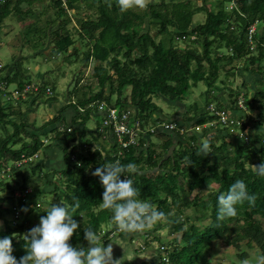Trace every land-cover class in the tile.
Listing matches in <instances>:
<instances>
[{
	"label": "trees",
	"instance_id": "1",
	"mask_svg": "<svg viewBox=\"0 0 264 264\" xmlns=\"http://www.w3.org/2000/svg\"><path fill=\"white\" fill-rule=\"evenodd\" d=\"M9 1L5 0L0 5V22L7 16ZM51 1L56 9L57 28L47 32V27L33 25L37 36L45 39L43 50L50 37L54 56L63 55L65 61H71L78 57L82 43H90L84 61L96 63L94 76L101 88L87 97L73 89L75 101L70 100L62 107L74 113L70 122H62L65 120L62 110L38 128L25 122L23 117H19L20 122L10 121L7 117L18 107L9 98L5 105L0 94V165H11L10 175L19 176L23 181L19 187L22 193L31 185L29 181L33 175L44 177V185L51 187L48 192L50 202L46 199L47 193L33 186L23 198L16 199L15 207L11 203L15 183L0 181V236L11 237L13 254L17 259L28 250V230L39 223L40 216L46 215L52 203L60 201L80 222L70 243L87 246L83 229L88 227L103 234L104 243H109L111 236L108 238V235L116 229L115 222L111 220L113 210L103 206V185L93 172L102 164L115 162L122 165L135 163V172L125 169L122 175L132 176L139 188L140 198L156 202L157 208L166 213L164 220L157 221V225L169 224L168 235L163 238L165 240H160L162 236L158 229L161 228L148 232L153 240L160 243L155 251L158 259L152 264H214L209 252L213 241H218L224 248L233 249L228 264H241L245 257L256 259L264 256V175L258 174L255 167L250 166L264 161V86L261 84L264 83V0H200L199 4H192L190 0L134 3L142 8L140 12L124 9L120 0L90 1L85 5L95 7L96 18L84 19L74 15L72 19L76 25L73 32L67 28L71 21L67 10H79L80 0H66L65 6L58 0ZM198 12L204 13V20L192 27L193 16ZM146 18L148 27L157 26V34L162 36L158 41L155 40L156 35L150 34L147 26L144 27ZM252 25L256 26L257 31L250 36L248 29ZM168 27L174 28V32ZM176 40L184 41L185 47L180 49L175 46ZM197 47L200 51H197ZM22 60H14L11 74L0 77V84L5 89L14 86L13 92H17L18 97L26 94L29 98L39 99L42 96L40 85L35 91H22L23 85L30 84L25 82V70L20 63ZM235 71L240 77L242 75L244 86L250 75L256 78L255 91L251 92L249 98L244 94L243 107L238 106L236 98L230 106L217 105L220 99L212 93V88L218 87L217 81L225 85L226 77L233 76ZM104 85L108 87L107 92L103 90ZM199 85L207 87L205 105H186L184 100L192 92L191 89ZM50 89H45L48 97L52 95ZM240 91L237 89L235 95ZM35 98L26 102L29 113L34 112ZM152 98L160 99L175 111L164 113ZM51 99L54 100L53 97ZM98 103H102L101 109H98ZM111 107L119 113L122 109L130 110L132 116L141 122L143 131H146L147 124L155 125L153 134L146 132L147 137L141 134L138 144L122 147L113 129L103 124L108 120L107 112L103 110ZM180 109L181 114L176 118L177 114L174 113ZM217 110L226 114V121L222 122L218 115H214ZM243 111L248 114L247 121L252 125L250 137L244 143L243 138L239 140L237 132H234V128H238V131L246 128L245 122L236 125L241 121ZM152 114L155 116L151 117ZM88 119L95 121L92 123L100 132L112 134L113 146L92 148V142L98 138L89 135L79 148L72 146L67 150L76 136L83 138L86 133L91 134L88 132ZM168 121L174 123L172 130L156 125ZM179 121L189 122L193 126H207L210 123V128L219 126L227 135L222 137L215 130L210 135L208 150L204 151L201 144L196 143L199 139L196 134H185L187 129L178 138L182 127ZM77 122L80 127L74 125ZM59 124L64 126V131L59 130L62 129ZM9 126L13 127L11 133ZM255 127L259 133H255ZM65 129L69 130L66 132ZM50 132L55 137H64L61 148L64 167L60 170L48 169L43 161H26L20 167L16 166L21 156L36 154L43 145L42 138ZM152 135L163 137L162 143L158 144L159 150L149 142L148 136L151 138ZM222 138H229L228 143ZM71 156L73 161L70 160ZM26 169L29 173H25ZM152 172L156 174L153 176ZM238 178L245 181L251 199L236 205L237 215L218 219L217 197ZM3 192L6 194L3 195ZM190 194H193L192 198H189ZM6 202L7 206H2ZM192 215L194 221L206 215L210 223L199 229L194 221H190ZM104 227H110V230L104 231ZM135 247L138 252L148 248Z\"/></svg>",
	"mask_w": 264,
	"mask_h": 264
},
{
	"label": "rangeland",
	"instance_id": "2",
	"mask_svg": "<svg viewBox=\"0 0 264 264\" xmlns=\"http://www.w3.org/2000/svg\"><path fill=\"white\" fill-rule=\"evenodd\" d=\"M90 1H96V0H80L79 4H81L82 7H81V11H79L78 15H80L84 19H95L97 16V13L95 11V7L89 8L85 5V2H90ZM110 1H119V0H110ZM120 1H121V4H123L122 6L124 7V9L127 8V9L135 11V12H140L142 9L139 6H136L134 4L136 2H139L142 4H150V3L158 4L160 2V0H120ZM166 1L169 3H171V2L176 3V2H180V1H184V2L186 1L187 2L189 0H166ZM189 2L192 4L197 2L199 4L200 0H190ZM21 6H22V10H24V11L26 9H29V10L31 9V7L28 6V2H22ZM32 8H33V5H32ZM75 13L73 11L67 10L68 18L70 19V17ZM93 13H95V15H93ZM41 18H45V17L43 15H41ZM31 19H33V21L35 20L33 17L31 18L28 16V19L25 21L22 20L21 24L22 23H23L22 25L27 24V22L30 21ZM147 20H148V18H146L145 24H143L144 27L146 28V26H147L149 33L152 35H156L155 40L158 41L159 39H161L162 36L160 34H157V29H158L157 26L151 25L150 27H148ZM203 20H204V13L198 12L193 16L191 26L192 27L196 26L198 23H202ZM35 23L37 26L41 25L42 28H44L48 25L47 21L43 22V24L37 23V21ZM21 24L18 23L17 19L12 15V13L10 14V16L4 17L3 20L0 22V77L5 76V74H7V75L11 74L10 71L12 70V67H13L12 65L14 64V60H17L18 58H23V60L20 63L23 64V69L25 70V72H24L25 80H26L25 82L28 81V83H30V84H36L37 87L39 85H40V87L42 86V91L40 93V96L41 95L42 96L39 99H36L35 97L29 98V95L26 96V94L18 97V94L13 92L14 86L11 85L5 89L4 87H2V84H0L1 85L0 86L1 87V89H0L1 93L0 94L2 96L1 101H3V103H5V105H6L7 99L9 98V100H11L12 104H14L15 107H18V109L16 111H14V112L12 111V114L9 117H7L8 119H10V121L13 120L14 122H20L19 117H23L25 122L29 123L34 128H38L41 125H43L45 122H47L48 120L56 117L58 111L59 112L61 111L60 110L61 104L62 103L64 104V101L65 102H68L70 100L75 101V95H73V92H75V91L73 89H75L79 93H84L87 97L91 92L98 91L101 87L99 86V84L97 82V77L94 76V66L96 65V63L92 60H90L89 62L84 61V54L89 49L90 43H88V44L82 43L80 45L78 57L72 59L71 61H68V60L65 61L63 59V55L54 56L55 52L53 53V51H52V43L50 41L48 42V46H50V47L43 50L45 47L43 48L42 45H43V42L45 41V39L34 36V35H36V34H34V29L28 28L25 31H21L22 30ZM73 25H74V21L72 20V21H70V24L67 25V28L72 31ZM7 26H10L14 29L10 32V34H12L14 31L15 35L18 36L17 39L15 38V36L13 34L10 36L7 35ZM22 27L24 28V26H22ZM56 27L57 26L54 23L51 28L55 29ZM255 28H256V26H255ZM168 29L170 31H173V32L175 30L174 28H170V27H168ZM255 30L257 31V29H255ZM10 37L12 39H10ZM19 38L21 39L20 40L21 43H23V42H27V43L20 44ZM32 46H33V48H32ZM175 46H177L180 49H183L185 47L184 41L176 40ZM197 51H200L199 47H197ZM238 66H241V64L238 63ZM205 70H206V68H205ZM221 78L222 77L220 76L219 79H221ZM242 80H243L242 75L240 77L238 75V71H235L233 73V76L226 77V79L224 80L225 85H220L219 81H217L216 85L218 87L212 88V93L216 97L219 96V98H220L217 105H219L223 102V104L230 106L236 98V100H238L237 101L238 106L243 107L242 101L244 98V94H246V96H245L246 98H249L251 96V92L255 91L254 86L256 84L254 83V80H257V79L253 78L250 75V77L248 78L249 81L247 80V83L245 84V86L242 84ZM261 84H262V86H264V83H261ZM50 87H51V89H50ZM260 87H261V85H260ZM2 88H3L4 92L1 91ZM46 88H49L51 90V93H52L51 97L46 96L47 95L45 93ZM237 89L241 90V91L238 95H235V92ZM103 90H104V92L108 91L107 85L103 86ZM191 90H192V92L190 93L189 96L186 97V99L184 100V103H186V105H188L189 103L190 104L195 103L198 107H202L203 105H205L204 104V93L207 91V87H205L204 85L203 86L199 85L198 88L195 87V88H192ZM7 92H8V95L10 94L9 96L7 95ZM52 97L54 98L53 101L51 99ZM33 98H35L34 102H33L34 112L30 111L31 113H29V112H27L26 102L27 101L31 102V100ZM114 99H115V94H113V96H112V100H114ZM20 100H22V101H20ZM152 101L156 106H158L166 114H171L175 111L174 108L168 106L167 104H165L164 102H162L158 98L157 99L152 98ZM213 104L215 105L216 102H213ZM243 109H245V107ZM19 114H21V115H19ZM232 114H233V112H232ZM188 115L190 116V113ZM154 116H155V114L151 115V117H154ZM247 116H248V114L243 111L241 121H239L236 124V125H238L240 122H245L246 128L243 131H238V128H234V132H237V134H238V139L240 137L243 138V143L246 142L248 140V138L250 137L248 135L250 133V128H252V125L250 124V122L247 121ZM226 120H227L226 114H224V118L220 121L223 122ZM87 122H88V124H87L88 128L95 129V126L92 123V122H95L93 119H88ZM74 125H77L78 127H80L79 122L75 123ZM60 126L62 129H59V130L64 131V126L59 124V127ZM186 127H187L186 128L187 130L185 131L186 135L196 134L199 137L198 141H196L197 144H201L203 141H209L210 135H212V133L215 130H217L218 133L220 132V135L222 137H225L227 135L223 129H220L219 126L210 128V123L207 126L206 125H203V126L195 125V126H193V124L189 123ZM8 129H9L10 133L13 132V127L9 126ZM68 130L69 129H65L66 132ZM230 131H232V130H230ZM255 133H259V130L256 127H255ZM181 134H184V131L179 130V137L178 138H180ZM88 137H89V134H85L83 138H79L78 136H76L74 138V140L67 146V148H68L67 150H70L72 148V146L75 149L79 148V146L83 143V140L85 138H88ZM101 138H102V136H101ZM228 139L229 138H227V139L222 138V141L227 142ZM98 140L100 142L99 138H98ZM98 140H97V142H98ZM42 141H43V145H42L41 149L36 152V156L33 157L31 162L35 163L38 161H43L46 165L45 168H48V169L49 168L50 169H61V168H63V166L65 164L63 163L60 165L61 157L62 156L64 157V153L61 150V147L64 146L63 135H60L59 137H55L54 134L52 132H50L45 138H42ZM162 141H163V139H157L155 136L151 137V142H155V145L154 144L153 145L156 147V150H159L158 144L159 143L161 144ZM97 142L92 143L93 148L96 146H99L97 144ZM216 144L218 145L219 142H216ZM45 149L50 151V153L52 154V158L55 159V156H56L57 161L59 162L58 163L59 165H56L54 163V166H55L54 167L52 165L54 160H52V159H46L45 160V157H46ZM47 160H49V161H47ZM70 160H72V161L74 160L73 156L70 157ZM50 161H51V165L49 164ZM250 166L252 168L255 167L254 164H251ZM18 167H20V165ZM10 168H11V165H9V164L2 165L0 167V181L2 180L4 182H11L12 184L15 183V191L13 193V201L11 202L13 204V206L16 207V199L17 198H23L24 195H26L30 192V189L33 186L35 188L40 189V190L44 191L45 193H47L45 195L47 197L46 199L49 202L51 201V197L48 193L51 190V187L44 185V183H43L44 177H40L39 174L33 175L31 177V180L29 181V183L31 185H28L25 188L28 191V193H25V192L22 193V190H19V187L22 186L23 181L21 180V178L19 176H14L13 174L10 175V173H11ZM21 170H23V168ZM25 173H29V170L26 169ZM155 174H156L155 172H152L153 176ZM213 187H216V185H213ZM2 194L4 195V194H6V192H3ZM192 195L193 194H190L189 198H192ZM202 197H204V196H202ZM153 203H155V205H157L156 202H153ZM7 204L8 203L6 202V203L2 204V206H7ZM34 215H36V214L34 213ZM193 216L194 215H192L189 218L191 222H193L195 220ZM6 219L9 220L10 218L6 217ZM20 220H22V218H20ZM161 220H164V219L162 218ZM194 222L199 229H202L203 227H205L206 225H208L210 223V218L205 215L204 217H202V218H200ZM1 224H2V222L0 221V230H2ZM166 224L165 223H158V225H157V222H156V226H154V224H152L145 232H137V233L133 234L131 236V238H134V240L130 241L131 245L132 246H138V248L142 247V246H147L148 249L153 250V251L149 252L151 254L150 258H145V259L151 260V258H153L155 256L154 251L157 250L158 246H160V243L157 242L156 239L153 240L152 234L151 233L149 234L148 232H150L154 229H157V228H161V229H158V232L162 236V239H160V240L164 241L165 239L163 240V238L166 237V235H168V232H169V227H167L169 224L168 225H166ZM103 230L108 231V230H110V227H104ZM107 233H109V232H107ZM142 234L143 235L146 234V235L143 236ZM120 235H121V233L119 232V230L116 227V229L114 231H112V233H109L108 238L111 236V240H113V239H116ZM140 235H142V236H140ZM104 237L105 236H102L103 240H104ZM129 239H130V237H129ZM110 242H112V241H110ZM117 245L118 244L113 242V257L114 258L120 257L119 256L120 253H118L119 250L116 248ZM209 252L211 254V259L214 262V264H228L229 263L228 258L231 255L230 253L233 252V249L224 248V247H222V244L219 243L218 241H213ZM125 261H128V260L127 259L124 260L123 264H126ZM137 264H140V263H137ZM144 264H149V263H144Z\"/></svg>",
	"mask_w": 264,
	"mask_h": 264
},
{
	"label": "clouds",
	"instance_id": "3",
	"mask_svg": "<svg viewBox=\"0 0 264 264\" xmlns=\"http://www.w3.org/2000/svg\"><path fill=\"white\" fill-rule=\"evenodd\" d=\"M200 147L207 151L208 141H203ZM125 169L135 172L137 166L133 162L127 165L115 162L102 164L93 172L99 176L103 185V206L113 210L111 220L121 233L116 239L109 241L121 246L124 250L122 256L114 258L113 243L105 244L102 236L93 227L83 229L84 238L88 241L87 246H75L70 243V238L74 231L78 230L80 222L74 218L68 206L60 201L52 203L47 208L46 215L40 216L39 223L28 230V250L19 259L13 254L11 237L0 236V264H123L124 260L133 259L136 253L130 240L134 238L129 237L165 218L166 213L157 208L151 200L140 198L139 188L132 176L122 175ZM255 169L258 174L264 175V161L255 165ZM245 199L250 200L251 196L245 181L238 178L226 192L218 195L217 218L237 215L236 205ZM150 255L145 252L139 256L150 258ZM241 264H264V256L256 259L245 257Z\"/></svg>",
	"mask_w": 264,
	"mask_h": 264
},
{
	"label": "crops",
	"instance_id": "4",
	"mask_svg": "<svg viewBox=\"0 0 264 264\" xmlns=\"http://www.w3.org/2000/svg\"><path fill=\"white\" fill-rule=\"evenodd\" d=\"M18 0H10L9 2V4H8V8H7V11H8V13H7V16H10V14L12 13V15L17 19V21H18V23L19 24H21V21L22 20H27L28 19V16L29 17H33L35 20L33 21V19H31L30 21H28L27 22V24H24V25H22L21 24V28H22V30L21 31H25L26 29H28V28H30V29H34L33 28V25H36V21H37V23H42L43 24V22H46L47 21V32L49 31H52V30H55V29H53V28H51L52 26H53V24L55 23L56 24V26H58V20H55V7L52 5V1L51 0H22L21 2H17ZM22 2H28V6H30L31 7V9L29 10V9H26L25 11L24 10H22V6H21V4H22ZM32 5H33V8H32ZM81 4H80V9L79 10H74V9H69L70 11H73L74 13L76 12H79V11H81ZM73 14L70 18H71V21L73 20L74 21V19H72V17L74 18V15H77L78 17H81L80 15H78V14ZM41 15H43L45 18H41ZM41 20V21H40ZM74 25H76V23L74 22ZM73 25V26H74ZM22 26H24V28L22 27ZM37 26V25H36ZM39 26H41V25H39ZM12 30H14L12 27H10V26H7V35H14L15 36V38L17 39V35H15V32L13 31V33L12 34H10V32L12 31ZM25 33V32H24ZM34 34H36V35H34V36H36V37H38L37 36V33H36V31H34ZM10 39H12L11 37H10ZM50 39V37H48L47 38V42H46V48H48L49 46H48V42L50 41L49 40ZM21 39L19 38V41H20ZM15 41V40H14ZM20 44H25V43H27V42H23V43H21V41L19 42ZM220 99V98H219ZM66 103H68V102H65L64 101V104L62 103L61 104V111H62V116H64V118L63 119H65L64 121H62V122H70V120H71V118H73V115H74V113L71 111V110H69V109H62V107L64 106V105H66ZM222 105H224V106H226V104H223V102L221 103ZM223 106V107H224ZM224 108H226V107H224ZM60 111V112H61ZM59 111H58V113L57 114H59L60 113ZM174 114H177V116H176V118L177 117H179L180 116V114H181V109L179 110V111H177V112H175ZM243 114V113H242ZM242 114H239V115H242ZM32 117V116H31ZM168 122H170V121H168ZM173 123V122H172ZM158 124L159 123H156V125H157V127L158 128H160L159 126H158ZM174 124V123H173ZM189 124V122H180L179 121V125L180 126H182L179 130H182V131H185L186 130V126ZM150 126H154L155 127V125H153V124H147V126H146V128L148 129ZM183 128H185V129H183ZM88 130H90V131H88V132H90L91 134H89V133H86V134H89V135H93V136H95V137H97V138H99L100 139V142H99V140H98V142H97V144L98 145H103V146H105V148H108L109 147V145H112L113 146V144H114V139L112 138V134L111 133H109V132H104V133H102V132H100L99 131V129L98 128H96L95 127V129H88ZM153 134V133H152ZM148 135H151L150 133H148ZM101 136H102V138H101ZM152 136H154V135H152ZM145 137H147V133L145 134ZM92 138H94V137H92ZM156 138L157 139H163V137L162 136H156ZM148 139H149V142H151V138L148 136ZM176 140V139H175ZM93 143V142H92ZM151 143H153V144H155V142H151ZM160 144V143H159ZM92 145V144H91ZM96 147H98L99 148V146H96ZM62 148V147H61ZM93 148V147H92ZM45 155H46V157H45V160L46 159H52V160H54L53 161V163H52V165L54 166V163L56 164V165H59L58 163V161H57V158H56V156H55V159L54 158H52V154L50 153V151H48L47 149H45ZM47 161H49V160H47ZM61 162H60V165L61 164H63L64 162H63V156L61 157V160H60ZM49 164L51 165V161L49 162ZM55 167V166H54ZM64 167V166H63ZM50 169V168H49ZM60 170V169H59ZM130 238H131V236H130ZM134 247V249H135V253H136V256L133 258V259H131V260H128V261H125L126 262V264H137V263H140V264H144V263H149V264H152V261H155L156 260V255L153 257V258H151V260H149V259H145V257H141L145 252H151V251H153V250H150V249H146V250H144V251H141V252H138L137 250H136V247L135 246H133ZM116 248L119 250L118 251V253H120V255L119 256H122L123 255V249L121 248V246L120 245H117L116 246ZM116 251V250H115ZM155 252V251H154ZM139 255H141V256H139ZM126 258H127V254H126V256H125ZM144 258V259H143ZM145 261V262H144Z\"/></svg>",
	"mask_w": 264,
	"mask_h": 264
},
{
	"label": "built area",
	"instance_id": "5",
	"mask_svg": "<svg viewBox=\"0 0 264 264\" xmlns=\"http://www.w3.org/2000/svg\"><path fill=\"white\" fill-rule=\"evenodd\" d=\"M62 6H65L66 0H58ZM5 2V0H0V5H2ZM255 31L254 26H250L248 29V35H252ZM37 86H34L32 84H25L23 85V92L26 91H35ZM48 92V90H47ZM17 94V92H15ZM239 103V102H238ZM98 109L102 108V103H98ZM107 112V121H104V125H108L111 127L114 131V134L119 138L118 141L120 142V145L122 147L128 146V145H135L138 144V138L139 135H145L146 132L152 134L155 127L150 126L146 131H143L141 128V122L137 119H135L132 116V113L130 110H120L121 113L118 112L116 108H108V110H103ZM214 115L219 116V120H222L224 118L223 111H215ZM158 126L162 129H168L172 130L174 128V124L172 122H161L158 124ZM36 154H33L29 157L21 156L20 161L16 164V166L21 165L22 163L29 161L31 162L33 157H35ZM2 165H0L1 167ZM6 167V166H5ZM25 193H28V191L25 189Z\"/></svg>",
	"mask_w": 264,
	"mask_h": 264
}]
</instances>
